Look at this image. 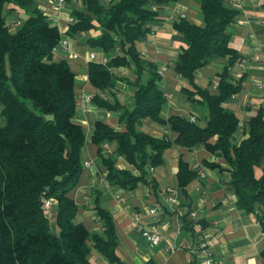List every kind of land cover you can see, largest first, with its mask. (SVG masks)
Returning <instances> with one entry per match:
<instances>
[{"label": "trees", "instance_id": "trees-1", "mask_svg": "<svg viewBox=\"0 0 264 264\" xmlns=\"http://www.w3.org/2000/svg\"><path fill=\"white\" fill-rule=\"evenodd\" d=\"M173 1L110 0L106 7L99 0H81L82 8L71 13L67 35H83L89 55L100 50L106 57L104 63L89 59L87 79L97 89L89 101L119 113L120 126L97 121L92 136L107 172L105 183L132 190L146 181L149 168L162 164L170 146L203 145L223 160L224 166L206 165L229 173L225 187L235 207L254 215L264 231V168L256 172L264 161V110L250 117L246 137L236 142L243 124L222 106L242 89L243 76L236 80L231 73L241 59L231 46L236 13L223 0H200V25L173 21L184 40L174 72L184 98L206 111L200 125L183 116L163 117L167 97L160 66L139 50L161 8ZM61 40L55 24L32 0H0V264H93L92 251L110 264H121L111 215L94 206L101 232L90 234L75 221L77 206L67 196L82 172L85 132L75 119V74L65 61L53 60V48ZM217 59L225 65L216 73V87L214 80L200 84L198 71ZM113 69H129L131 75L118 76ZM126 88L131 90L129 105L121 99ZM147 119L166 125L174 138L143 131ZM104 143L115 144L107 158L102 157ZM177 178L183 190L196 173L180 160ZM44 201L55 203L50 216Z\"/></svg>", "mask_w": 264, "mask_h": 264}, {"label": "crops", "instance_id": "crops-1", "mask_svg": "<svg viewBox=\"0 0 264 264\" xmlns=\"http://www.w3.org/2000/svg\"><path fill=\"white\" fill-rule=\"evenodd\" d=\"M109 1L99 0L106 7ZM32 2L55 24L61 39L68 41L67 51L54 55L53 60L65 61L75 74V119L85 132V142L80 153L82 172L78 184L67 194L77 206L75 221L83 224L90 234L100 233L94 206L104 208L114 223L118 237L116 254L121 264H203L201 256L195 253L200 233L204 235V245L217 264H264V231L254 215L235 207L225 187L229 173L206 165L215 163L224 166L223 160L208 152L203 145L192 148L175 144L170 146L162 154V164L151 173L148 172L146 181L138 182L132 190L106 185L107 172L99 157L98 147L92 142V136L97 121L111 127L120 126L119 113L104 111L86 100L97 93V89L87 79L90 52L87 51L83 35H67L69 18L73 11L82 8L81 0H65L64 7L58 13L51 10V0ZM199 2L175 0L164 5L152 32L139 43V50L165 69L161 80V87L167 97L162 110L163 117L194 118L197 123L204 125L205 109L184 98L180 92L182 82L174 72L175 61L184 40L173 28V21L178 19V15L184 14L185 20L200 25ZM263 5L264 0H223V6L236 13L231 29V46L237 50L245 66L244 70L237 66L232 69L237 80L243 76L242 89L222 105L237 114L243 124L234 136L236 142L246 137L244 128L250 117L264 110ZM14 21L12 15L9 19L11 30ZM93 53L95 57L92 61H106L102 51L95 50ZM224 65V59L215 60L198 71L196 80L202 85L216 80V73ZM122 71L125 70L113 69L118 76H121ZM126 71L131 75L129 69ZM130 92L127 88L121 91L125 105H129ZM142 130L153 137L173 139L175 136L166 125L150 119L144 121ZM114 150L115 144L109 143V149L103 150L102 157H109ZM180 160L196 173V178L183 190L177 178ZM86 162H89V167L84 166ZM119 164L122 168L125 166ZM262 168L264 161L257 169V174ZM100 180L104 183H100ZM92 188L98 192L92 193ZM52 207L55 208L54 202ZM149 209H154L155 213L150 214ZM192 212L196 213L193 219L190 218ZM145 228L153 229L161 236L158 245H151L141 235L140 230ZM168 245H174L175 250L169 251ZM90 261L93 264H110L95 251L91 252Z\"/></svg>", "mask_w": 264, "mask_h": 264}, {"label": "built area", "instance_id": "built-area-1", "mask_svg": "<svg viewBox=\"0 0 264 264\" xmlns=\"http://www.w3.org/2000/svg\"><path fill=\"white\" fill-rule=\"evenodd\" d=\"M64 5H65V0H51V10L54 13L60 12V10L64 7ZM178 19H185V15L184 14L178 15ZM71 20H72V18L70 17L69 18V22ZM67 48H68V41L67 40H61L58 43V45L53 48V53H54V55L65 53L67 51ZM94 57H95L94 54H90L89 55V59L90 60L94 59ZM236 66L240 70H244L245 69L243 61H240L239 63H237ZM159 72L163 76V74L165 72L164 67L160 66ZM126 73H127L126 70L122 71L121 75H124ZM231 73H232V71H231ZM232 75H233V73H232ZM233 77L237 80V78H236L237 76L233 75ZM217 81H218L217 79L214 80V82H213L214 83V87H216ZM86 100L89 101L90 99L87 97ZM190 121L194 122L195 119L191 118ZM108 149H109V144L108 143H104L103 144V150L104 151H108ZM89 165H90L89 162H86L84 164L85 167H89ZM152 171H153V168H149L148 172L151 173ZM51 202L52 201H44V203H43V208L45 209V213L48 216H50ZM149 213L153 214V213H155V210L154 209H149ZM195 216H196L195 212L190 213V218L193 219ZM140 232H141V235L146 239V241H148L153 246L154 245H158L161 242V236L153 229L145 228V229H141ZM197 240H198V245L196 247L195 253H197V254H199L201 256L202 263L203 264H217L216 262H214V260L212 258V254L206 249V247L204 245V241H205L204 235L200 233L197 236ZM167 249L172 252V251L175 250V247H174V245H168Z\"/></svg>", "mask_w": 264, "mask_h": 264}, {"label": "rangeland", "instance_id": "rangeland-1", "mask_svg": "<svg viewBox=\"0 0 264 264\" xmlns=\"http://www.w3.org/2000/svg\"><path fill=\"white\" fill-rule=\"evenodd\" d=\"M0 109H1V107H0ZM2 124H3V122H2V120L0 119V126H2Z\"/></svg>", "mask_w": 264, "mask_h": 264}]
</instances>
